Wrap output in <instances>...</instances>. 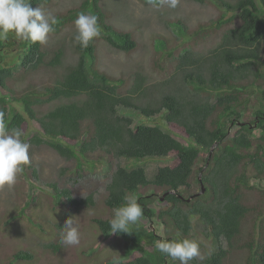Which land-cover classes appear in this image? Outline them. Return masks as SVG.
<instances>
[{
    "label": "trees",
    "instance_id": "16d2710c",
    "mask_svg": "<svg viewBox=\"0 0 264 264\" xmlns=\"http://www.w3.org/2000/svg\"><path fill=\"white\" fill-rule=\"evenodd\" d=\"M51 1L30 0V4L36 8ZM185 1L210 3L223 11L201 22L199 31L182 19H166L175 29L176 42L166 46V40H158L162 51L169 49V57L159 58L163 56L160 53L152 58L153 67L162 76L156 81H150L141 69L128 75L113 74L101 66V42L127 54L138 47L133 35L108 21L103 0H81L52 14L58 23L49 34L74 26L80 13L94 14L101 33L82 48L74 39L76 32L77 59L68 64L61 79L39 89L18 96L9 82L19 69L30 73L43 66H62L67 45L59 43L47 59L44 44L24 40L20 47L24 54L16 63L5 64L2 51L15 40L11 33L0 39V89L4 90V94L0 92V112L8 129H22L27 121V116L11 105V96L23 104L30 120L40 124L41 130L30 138L32 143L74 160L77 151L64 139L80 142V153L93 159L83 166L84 173L95 172L104 157L111 156L110 166L101 170L108 178L107 205L114 211L126 203V197L135 195L143 208L142 217L151 223L147 226L140 219L131 233H111L113 217H95L105 237L125 242L122 252L105 264H115L114 257L119 264H179L160 253L155 244L162 239H192L196 229L212 241L213 249L190 264H236L240 252L245 253L242 264H264V206L256 211L264 205V0ZM229 13L232 16L228 17ZM222 32L213 48L185 46L176 52L178 41L194 37L199 42ZM252 88L256 89L253 95ZM36 109L42 110L41 114ZM163 111H167L171 130L137 123L129 115L152 117ZM174 132L183 133L186 139ZM173 152L179 159L175 166L158 165L151 173L147 164H140L146 159H168ZM64 173L65 169L61 170V175ZM33 174L32 178L40 181L38 169ZM202 185L205 192L196 195ZM41 186L57 198H65L73 210L97 203L95 191L77 198L73 188L61 187L58 181ZM148 187L154 191L147 193ZM244 198L251 203H245ZM159 202L167 206L156 210L153 206ZM157 226L162 228L158 231ZM45 247L58 251L60 244L51 242ZM14 256L32 259L34 253L19 251Z\"/></svg>",
    "mask_w": 264,
    "mask_h": 264
},
{
    "label": "rangeland",
    "instance_id": "374dc122",
    "mask_svg": "<svg viewBox=\"0 0 264 264\" xmlns=\"http://www.w3.org/2000/svg\"><path fill=\"white\" fill-rule=\"evenodd\" d=\"M80 2L81 0H52L51 3L41 6V8L53 14ZM102 4L106 9L108 21L118 30L133 35L138 41V47L131 54H127L101 42L98 51L101 66L113 74L128 75L141 69L148 75L150 81L162 78L160 72L153 67L152 58L159 56L160 53H163V56L159 58L169 57L166 53L169 49L162 51L158 47V40H166V46L176 42L175 29L167 25L166 19H182L190 26H194L193 29L199 31L201 22L207 21L223 11L210 3L203 5L185 0H179L175 8L170 7L168 0H103ZM231 15L229 13L228 17ZM76 32V25H74L66 28L60 34H49L47 42L43 45V49L49 54L47 59L51 58L59 43L67 45L66 58L62 66L53 69L43 66L30 73L25 69L15 71L14 77L9 83L18 96L31 89H39L52 84L62 78L68 64L77 59L73 40ZM11 34L12 39L15 38V41L12 42L13 45L2 51L5 54L3 62L5 64L16 63L17 59H20V56L24 54V49L20 48L23 46V42H20L22 39ZM202 34L203 32L200 35ZM219 36L220 33L199 42H195L194 37L189 38L191 40H185L186 42L178 41L176 52L181 51L185 46L213 48L217 45ZM0 92L4 94L3 89H0ZM250 92L253 95L256 90L252 88ZM9 98L11 105L27 116V121L22 126L25 134L22 139L30 145L28 150L30 163L23 166L24 171L18 175L12 188L5 186L0 189V264H105L107 259L120 254L125 247L122 238L105 237L99 224L94 221L95 217L108 218L114 215V211L106 203L108 178L103 173L101 174L102 168L110 166L111 156L106 155L95 172L84 173V167L88 166L93 159L80 153V142L64 139L77 151L78 156L74 160L61 157L47 146L32 143L30 138L41 130L40 124L36 120L29 119L21 102L15 101L11 96ZM57 103L47 105L44 111L53 108ZM251 103L253 104L254 101ZM36 110L41 114L42 110ZM130 116L140 124L159 125L167 131L170 129L166 117L167 111L152 117H144L139 114H130ZM174 133L177 137L186 139L183 133ZM178 161L176 153L173 152L168 159H146L140 164H147L152 173L158 165L171 164L175 166ZM36 169H38L40 181H35L32 178ZM63 169H65V173L61 175ZM79 170L83 176L80 175ZM54 181L60 182L61 187L73 188L77 198L86 197L90 192L95 191L96 205L80 210L71 209L64 202L65 198H57L41 186V183H53ZM153 191L152 187H148L146 190L147 193ZM244 199L245 203H251L249 198ZM160 206L166 207L167 203L160 204L159 202L153 207L157 210ZM263 206V204L259 205L256 211L262 209ZM29 214L38 221L37 225L30 220ZM71 216H75L74 219L79 224L80 244L62 245L60 241L63 228L58 225L64 224L66 219ZM141 219L147 226L151 224L148 219L144 217ZM157 227L158 231L162 228L161 226ZM192 239L201 242L199 259L206 253L212 252V241L199 230H195ZM51 242L60 244L58 251L45 247V244ZM26 250L34 253L32 259L15 258L14 255L17 252ZM241 260H245V253L240 252V256L236 257V264H242Z\"/></svg>",
    "mask_w": 264,
    "mask_h": 264
},
{
    "label": "clouds",
    "instance_id": "9594fccd",
    "mask_svg": "<svg viewBox=\"0 0 264 264\" xmlns=\"http://www.w3.org/2000/svg\"><path fill=\"white\" fill-rule=\"evenodd\" d=\"M178 2L179 0H168L170 7L173 8ZM57 23V18L51 13L39 6L31 7L30 0H0V39H6L9 33H13L22 39L20 42L30 40L33 43L44 44ZM75 25L77 34L74 39L82 48H87L94 38L100 36L101 30L94 14L80 13ZM226 29L227 27L222 28ZM222 35L220 34L218 39H221ZM23 136L24 132L20 128L8 129L4 113L0 112V189L5 186L12 188L18 175L24 171L23 166L30 163L28 151L30 145L22 139ZM125 199L126 203L114 210L113 218L109 221L111 233L133 232L132 226H138L143 216V208L135 195ZM74 217L66 219L62 226L60 241L62 245L80 244L81 232ZM200 244L197 239H162L155 247L166 257L178 260L179 264H190V261L200 257ZM113 260L115 264H119L118 257H114Z\"/></svg>",
    "mask_w": 264,
    "mask_h": 264
},
{
    "label": "water",
    "instance_id": "95a60500",
    "mask_svg": "<svg viewBox=\"0 0 264 264\" xmlns=\"http://www.w3.org/2000/svg\"><path fill=\"white\" fill-rule=\"evenodd\" d=\"M201 176H202V174L200 175V178H201ZM202 187H203L202 191H201V192H198L196 195H200V194H202V193L205 192V187H204V185H202ZM192 198H193V196L189 199V201H190Z\"/></svg>",
    "mask_w": 264,
    "mask_h": 264
}]
</instances>
